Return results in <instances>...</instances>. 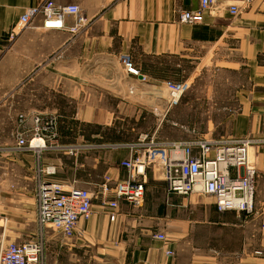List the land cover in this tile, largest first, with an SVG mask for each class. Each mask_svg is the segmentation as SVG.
<instances>
[{"label": "crops", "instance_id": "obj_1", "mask_svg": "<svg viewBox=\"0 0 264 264\" xmlns=\"http://www.w3.org/2000/svg\"><path fill=\"white\" fill-rule=\"evenodd\" d=\"M42 1L0 0V218L4 214L14 229L4 243L28 241L23 235L30 227L39 231L38 169L54 166L51 180L54 176L93 193L92 215L78 221L71 237L39 231L32 240L43 243L40 264H264V0L253 1L235 16L226 8L206 12L200 23L178 20L179 11L196 9L199 0H54L80 7V29L71 33L37 25L9 39L7 33L23 10ZM121 55L130 57L139 75L123 68ZM111 65H120V79L109 71ZM202 68L234 73V106L211 114L233 117L226 123L229 135L221 137L256 139L250 148L256 166L253 212L218 211L213 197L199 192L169 193L162 168L155 165L147 170L142 205L120 200L110 219L96 186L105 176L112 183L126 176L120 162L130 151L111 142L91 144L74 155L54 147L84 141L59 123L66 100L83 99L84 84L92 89L118 83L120 91L134 93L128 98L144 101L160 115L168 99L164 82L190 79ZM241 73L246 86L236 77ZM223 80L231 84L232 76ZM67 85L75 90L68 93ZM220 109L224 106L213 108ZM93 110L72 108L79 122L91 121ZM20 115L25 117L21 126ZM48 115L58 117L57 138L41 150H16V132L29 139L32 118ZM154 233L165 239L154 238Z\"/></svg>", "mask_w": 264, "mask_h": 264}, {"label": "built area", "instance_id": "obj_2", "mask_svg": "<svg viewBox=\"0 0 264 264\" xmlns=\"http://www.w3.org/2000/svg\"><path fill=\"white\" fill-rule=\"evenodd\" d=\"M253 1L255 0H199L196 9L179 11L178 20L183 23H200L204 13H215L224 8L231 16H235ZM69 17L72 18L71 23L67 22ZM83 23L84 17L77 4H59L54 0H44L27 6L9 29L7 36L12 39L20 31L37 25L44 29L74 33ZM119 60L128 73L139 75L128 55H121ZM164 86L168 93L167 107H171L190 88L191 81L167 80ZM24 119L23 115L18 117L20 126ZM32 121V135L29 139L25 132H16V150H41L57 138L56 115L34 116ZM255 142L256 139L249 136L160 140L155 132L142 133L136 141L119 144L130 151L128 157L120 162L126 170V176L113 183L109 176H105L103 182L96 186V194L110 209L109 218L113 220L114 209L120 200L132 207L142 205L147 170L158 165L162 168L169 193L190 195L199 192L212 196L218 211L236 210L250 214L254 210L256 179V166L250 157V148ZM53 146L74 155L80 149L92 145L64 146L53 143ZM38 173L35 201L40 230L49 229L64 237H71L78 221L91 217L93 193L73 183L64 185L53 182L50 177L55 174L54 166L41 167ZM1 182L0 176V185ZM153 237L165 239L162 233H154ZM42 252L41 239L20 243H4L3 238L0 239V264H40ZM166 254L172 255L173 252L166 250Z\"/></svg>", "mask_w": 264, "mask_h": 264}, {"label": "rangeland", "instance_id": "obj_3", "mask_svg": "<svg viewBox=\"0 0 264 264\" xmlns=\"http://www.w3.org/2000/svg\"><path fill=\"white\" fill-rule=\"evenodd\" d=\"M109 71L120 79L122 72L120 65H116V68L111 65ZM196 71L194 77L192 75L189 79L191 81L190 88L182 94L178 103L171 107L163 106L160 115H155L153 110H149L146 106L151 105L144 101L134 97L128 98L127 95L133 96L134 93H131L130 89L126 92L125 90L124 92L120 91L122 84L106 83L92 89V86L84 84L83 95L85 97L81 100L67 99L66 115L60 117L59 123L62 121L63 127H66L68 132H72L69 134L74 135V131L77 134L79 132L81 139L84 140L82 145H101L106 144V142L121 145L136 141L142 133L153 132L160 140L228 136L226 123L228 124L233 117L224 114L215 115L211 112H226L229 111L227 110L229 106H234V73H214L208 68L197 69ZM225 76H232L231 84L225 83L223 80ZM236 77L242 79L243 85L246 86L244 73ZM130 87L135 89L134 86ZM74 90L71 85H67L68 93ZM54 102L57 103L58 101L55 100ZM60 103L62 108L63 101L61 100ZM85 106H92L95 113H93L91 121L81 120L79 122V116L73 115L72 108H84ZM218 106H224V109L213 110ZM111 148L121 147L114 146ZM86 149L84 148L82 151ZM52 181L60 183L54 179V176ZM1 216L3 217L0 218V239L3 238V241H7L5 235L14 229L8 227L5 215ZM39 231L41 230L39 229ZM39 231L36 226L28 228L27 233L23 235L24 239L39 238L41 235Z\"/></svg>", "mask_w": 264, "mask_h": 264}, {"label": "water", "instance_id": "obj_4", "mask_svg": "<svg viewBox=\"0 0 264 264\" xmlns=\"http://www.w3.org/2000/svg\"><path fill=\"white\" fill-rule=\"evenodd\" d=\"M141 76V75H140Z\"/></svg>", "mask_w": 264, "mask_h": 264}]
</instances>
